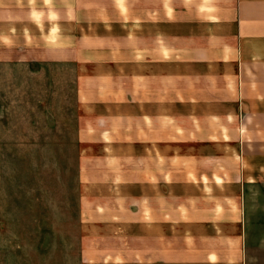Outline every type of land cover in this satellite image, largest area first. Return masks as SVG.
I'll return each mask as SVG.
<instances>
[{"label":"crops","instance_id":"0c3cea01","mask_svg":"<svg viewBox=\"0 0 264 264\" xmlns=\"http://www.w3.org/2000/svg\"><path fill=\"white\" fill-rule=\"evenodd\" d=\"M74 71L82 264H252L264 0H0V61Z\"/></svg>","mask_w":264,"mask_h":264},{"label":"rangeland","instance_id":"374dc122","mask_svg":"<svg viewBox=\"0 0 264 264\" xmlns=\"http://www.w3.org/2000/svg\"><path fill=\"white\" fill-rule=\"evenodd\" d=\"M0 61V264H82L77 106L70 65ZM264 206V190L248 194ZM252 264H264V209H253Z\"/></svg>","mask_w":264,"mask_h":264}]
</instances>
